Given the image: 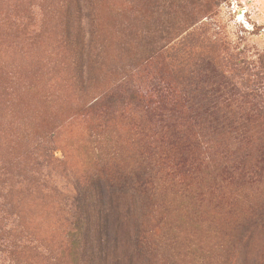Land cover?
Masks as SVG:
<instances>
[{"label": "rangeland", "instance_id": "374dc122", "mask_svg": "<svg viewBox=\"0 0 264 264\" xmlns=\"http://www.w3.org/2000/svg\"><path fill=\"white\" fill-rule=\"evenodd\" d=\"M29 94L47 115L17 112ZM99 171L131 185L104 191L112 264H264V0H0V221L39 248L0 264H70L66 215ZM196 173L227 192L203 240L175 223Z\"/></svg>", "mask_w": 264, "mask_h": 264}, {"label": "trees", "instance_id": "16d2710c", "mask_svg": "<svg viewBox=\"0 0 264 264\" xmlns=\"http://www.w3.org/2000/svg\"><path fill=\"white\" fill-rule=\"evenodd\" d=\"M36 104L33 94L25 95L16 104L17 112L21 115L25 113L31 116L40 115L42 117L48 114V107L40 108ZM40 163L42 166L51 167L61 164L62 159L59 157L57 151L48 150L44 160ZM217 170L219 171V169ZM95 179L90 184V188L83 187L79 191L78 197L74 199V214L66 215L68 218L66 219L67 229L64 241L68 247L69 253L67 259L70 264H112V254H115L117 250L113 249L114 247L111 245V216L108 214L104 203V191L106 189L112 190L113 187H116L117 189H121L120 192H122L131 185L128 181L125 184L123 181L121 184H117L118 180L109 177V175L102 171L97 173ZM196 179L197 185L192 194L191 202L187 198L186 207H182L181 209L186 211L189 218L196 221L198 227L193 229L190 220L185 215L177 217L175 223L185 232H193L203 240L204 235L209 239L210 235L214 237L226 230L228 224H224L223 216L226 212L224 199L227 196V192L216 185H213L210 189L204 188L202 180L198 177V173H196ZM208 190L210 193L207 195ZM242 195V192L239 193V201L248 207L259 198L257 196L252 198ZM203 197L205 198L204 200ZM164 198L165 195H162L161 199L163 201ZM173 200L174 202L182 203V199L178 196H174ZM1 207L7 208L6 202H0V209ZM184 216L188 219L187 230L182 225L180 227L177 220ZM261 220L259 222L260 227L264 225V218ZM23 223L19 214H10L0 221L1 255L11 252L12 255L17 256L19 253H23L24 249L31 250L29 246L39 249L33 238H30L32 235L26 233V231L15 236V233ZM131 240L132 233H124L121 238V241L125 244L131 245ZM132 243L133 247L134 245L138 247L141 239L137 237Z\"/></svg>", "mask_w": 264, "mask_h": 264}]
</instances>
